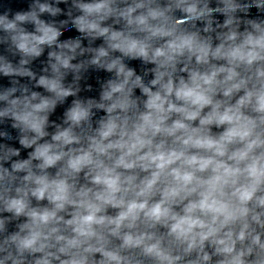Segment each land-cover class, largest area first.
Segmentation results:
<instances>
[{
  "label": "clouds",
  "instance_id": "1",
  "mask_svg": "<svg viewBox=\"0 0 264 264\" xmlns=\"http://www.w3.org/2000/svg\"><path fill=\"white\" fill-rule=\"evenodd\" d=\"M0 264H264V0H0Z\"/></svg>",
  "mask_w": 264,
  "mask_h": 264
}]
</instances>
